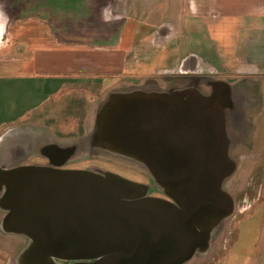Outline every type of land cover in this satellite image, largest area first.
<instances>
[{
  "label": "water",
  "instance_id": "1",
  "mask_svg": "<svg viewBox=\"0 0 264 264\" xmlns=\"http://www.w3.org/2000/svg\"><path fill=\"white\" fill-rule=\"evenodd\" d=\"M230 93L223 80L213 81L209 93L191 86L111 91L99 119L143 121H95L93 132L67 153L131 160L163 196L110 171L14 165L39 148L28 134L13 166L0 165L1 229L27 240L17 263L184 264L205 253L233 211L223 188L235 169L225 112Z\"/></svg>",
  "mask_w": 264,
  "mask_h": 264
},
{
  "label": "rangeland",
  "instance_id": "2",
  "mask_svg": "<svg viewBox=\"0 0 264 264\" xmlns=\"http://www.w3.org/2000/svg\"><path fill=\"white\" fill-rule=\"evenodd\" d=\"M77 16L82 17V15ZM61 17L65 15L61 14ZM86 25L93 28L89 29L90 27L87 28ZM104 26L106 25H99L92 21L79 23V29L72 32L76 33L75 38L82 39L85 43L89 42L90 45L68 46L52 43V49L43 51L35 57V61L28 63V70L58 74L71 78L72 81L66 84L42 109L29 115L26 120L0 126V165L13 166L14 160L11 159L14 157L17 146L25 144L28 134L38 140L39 148L14 165L36 164L30 163L33 154H43L44 148L55 145L54 143L62 148L69 146L72 142L80 143L90 135L88 133L92 130L93 121L74 120L92 116L94 110L99 108L114 88L131 84L141 85L151 78L162 84V76L166 72L169 74L177 71L182 66V62L136 60L133 56H128L125 60L126 53L130 49L136 54L141 53L142 57L150 54V57L156 58L165 47L151 42H147L143 47L130 46L125 39L122 44H118L119 42H115V37L119 30ZM57 31L68 36L72 33L66 29ZM151 32V35L159 33L153 29ZM102 37L109 38L103 40ZM69 47L85 48L78 51L89 57V60L76 61L75 56L78 51H73ZM15 48V50L20 49V47ZM10 61L5 54L1 53L0 69L12 67L14 70H19L21 68L20 61ZM184 65L192 72L205 73L219 80H229L231 83L244 80L246 85L255 87L254 91L248 94V98L256 107L246 116L251 122L247 133L248 142L247 145H242L241 149L238 147L235 152H231V157L235 161V169L223 183L224 190L233 200V211L213 231L209 249L205 253L195 254L184 263L231 264V260H239L245 253L248 212L251 213L256 206L260 207L264 199V154L262 153L264 151V69L257 68V63L242 61H199L187 62ZM261 65L263 66L264 63ZM245 102L242 105L246 106ZM70 157H74L73 165L77 169L94 168L100 171H110L130 180L149 184V194L163 196L149 173L131 160L101 151L82 149ZM4 214L5 211L0 207V223ZM238 242L240 244L237 251L240 256L234 257V254L231 255V250ZM26 244L25 237L4 232L0 225V264H18V256Z\"/></svg>",
  "mask_w": 264,
  "mask_h": 264
},
{
  "label": "crops",
  "instance_id": "3",
  "mask_svg": "<svg viewBox=\"0 0 264 264\" xmlns=\"http://www.w3.org/2000/svg\"><path fill=\"white\" fill-rule=\"evenodd\" d=\"M90 21L118 29V44L125 39L130 46L143 47L151 42L165 47L156 58L150 54L142 57L130 49L125 60L133 56L136 60L177 61L182 65L242 61L264 69V0H0V54L21 62L19 70L0 69V126L26 120L72 81L66 76L28 70V63L52 49V43L90 45L72 32L79 29V23ZM59 29L72 33L68 36ZM152 29L159 33L151 35ZM81 48L69 47L73 51ZM75 57L76 61L89 60L79 51ZM246 220L245 253L231 264H264V199L260 207L248 212ZM239 244L231 250L234 257L240 256Z\"/></svg>",
  "mask_w": 264,
  "mask_h": 264
},
{
  "label": "flooded vegetation",
  "instance_id": "4",
  "mask_svg": "<svg viewBox=\"0 0 264 264\" xmlns=\"http://www.w3.org/2000/svg\"><path fill=\"white\" fill-rule=\"evenodd\" d=\"M185 68L187 67H185V65H182V67L177 71H173L169 74H167L168 72H166L165 75L162 76V84L157 83L156 79L151 78L146 80L141 85L131 84L128 86H119L114 88L112 91L116 90L124 93H129L134 90H143L144 92H169L177 88H185L191 86L197 88L202 93H209L212 90V82L215 80H219L214 76L207 75L205 73L199 74L197 72L188 71ZM224 81L227 82L231 91L230 102L225 107V112L229 133L233 137V148L231 152H235L238 147L239 149H241L242 145H247L248 142L247 133L249 132V129L251 127V122L248 121L246 116H248L249 112L256 109V107L253 106V101L248 98V94L252 93L255 87L254 85H246V82L244 80H240L235 83H231V81L229 80ZM248 100H250V102ZM244 101H246V106L242 105ZM97 114L98 108L97 110H94L92 116L82 119H75L74 121H93L91 126L92 130L91 132L89 131L90 133L88 134H91L93 132L95 121H143L139 118L126 117L120 118L118 120L99 119ZM76 143L78 142L76 141ZM54 144L55 145H50L44 148V152L48 156H45L41 153H34L30 158V163H38L39 165H48L55 168H76L73 165L74 157H67V153L72 149L74 142H72L69 146H65L63 148L56 143ZM93 170L100 171L99 169L94 168Z\"/></svg>",
  "mask_w": 264,
  "mask_h": 264
}]
</instances>
